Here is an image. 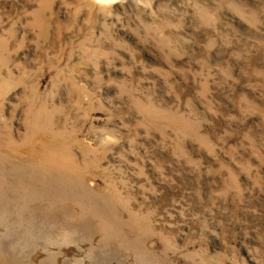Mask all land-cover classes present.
I'll use <instances>...</instances> for the list:
<instances>
[{
    "label": "rangeland",
    "instance_id": "1",
    "mask_svg": "<svg viewBox=\"0 0 264 264\" xmlns=\"http://www.w3.org/2000/svg\"><path fill=\"white\" fill-rule=\"evenodd\" d=\"M0 264H264V0H0Z\"/></svg>",
    "mask_w": 264,
    "mask_h": 264
}]
</instances>
